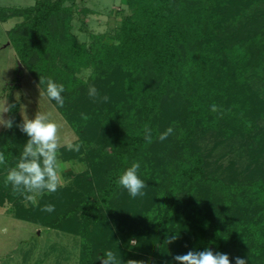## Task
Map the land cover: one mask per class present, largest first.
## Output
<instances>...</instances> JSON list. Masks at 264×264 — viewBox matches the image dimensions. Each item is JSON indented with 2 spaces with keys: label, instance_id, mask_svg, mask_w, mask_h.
<instances>
[{
  "label": "trees",
  "instance_id": "trees-1",
  "mask_svg": "<svg viewBox=\"0 0 264 264\" xmlns=\"http://www.w3.org/2000/svg\"><path fill=\"white\" fill-rule=\"evenodd\" d=\"M125 6L111 33H91L88 42L73 31L79 12L93 13L78 9V0L0 7L1 22L21 19L8 31L18 61L38 84L43 75L65 85L64 107L53 104L81 148L63 147L59 155L86 166L70 173L73 185L26 206L4 175L27 137L6 129L0 205L11 203L19 220L78 237L79 264H100L96 253L108 249L122 264H170L177 254L205 247L264 264V0H126ZM89 84L108 100L88 97ZM14 114L19 121L18 104ZM169 128L175 135L161 144ZM237 144L246 164H223ZM133 161L148 184L144 199L116 183ZM46 203L55 210L42 211Z\"/></svg>",
  "mask_w": 264,
  "mask_h": 264
},
{
  "label": "rangeland",
  "instance_id": "rangeland-1",
  "mask_svg": "<svg viewBox=\"0 0 264 264\" xmlns=\"http://www.w3.org/2000/svg\"><path fill=\"white\" fill-rule=\"evenodd\" d=\"M35 1L0 0V7L24 8L34 5ZM125 2L126 0H78V9L88 8L93 12L87 16L81 12L76 15L73 31L78 40L88 42L91 33H111L122 20L123 16L119 13L126 11ZM20 20L13 18L7 22L0 21V76L4 75V78L8 80L9 100L11 102L15 99V94L21 92L20 102L26 105L29 117L37 111L50 112L52 118L58 123V135L61 142L68 140L76 142L78 140L76 131L72 129L56 106L53 103H48L47 98L39 94V87L41 89L42 87L38 86L39 84L32 74L18 61L16 51L10 43L8 31ZM90 73V69L84 70L81 77L87 79ZM16 78L20 79V83L17 87L12 88V85L16 84ZM2 91L0 90V92ZM5 130L0 127V133ZM62 148L63 146L59 153ZM238 148L239 144H237L235 152L234 150L230 151L231 147H228V156L223 157L222 163L227 165L230 160H237L240 167L246 164V155L239 157ZM221 154L218 151L214 157L219 158ZM59 160L61 166L58 172L64 186L75 183L74 177L70 173L81 174L86 170V166L79 162L62 161L60 155ZM39 196L36 197V203ZM24 204L29 206L32 202L25 200ZM132 244H135V240L132 241ZM79 260L80 239L78 237L19 220L15 216L14 206L11 203L6 202L4 205H0V264H79Z\"/></svg>",
  "mask_w": 264,
  "mask_h": 264
},
{
  "label": "clouds",
  "instance_id": "clouds-1",
  "mask_svg": "<svg viewBox=\"0 0 264 264\" xmlns=\"http://www.w3.org/2000/svg\"><path fill=\"white\" fill-rule=\"evenodd\" d=\"M39 94L47 98L48 103H54L63 108L66 97L64 95L65 85L58 82L51 76H39ZM8 80L4 75L0 76V127L13 129L14 127L23 133L27 139L23 143L22 150L14 163L8 166L4 175L5 185H10L13 192L20 194L25 200L36 203V197L44 193H54L58 188L63 187L59 175L61 166L59 160V150L63 146L66 150L79 152L81 144L71 140L61 142L58 135V123L51 116L50 112L37 111L29 117L26 112V105L21 103V92L15 94V99L10 102ZM88 97L96 100L107 101L108 96H100L95 84H89L87 88ZM19 104L21 119L16 120L15 110ZM217 106L212 105V110L216 111ZM22 110V111H21ZM175 135V129L169 128L165 135L160 136V143L164 144ZM144 139L148 144L153 142L152 130L144 127ZM5 163L4 154L0 152V164ZM140 161H133L130 166L122 170L116 183L126 190L133 198L144 199L147 196L148 184L141 178ZM66 183V182H65ZM55 210V205L46 203L42 206V211L51 213ZM179 238V234L168 235L165 243H172ZM102 252L100 256L98 253ZM100 264H122L117 254L111 250H103L96 253L95 260ZM249 257L235 256L230 259L226 252L215 251L211 247L203 250L195 248L188 250L184 254H177L170 264H248Z\"/></svg>",
  "mask_w": 264,
  "mask_h": 264
}]
</instances>
